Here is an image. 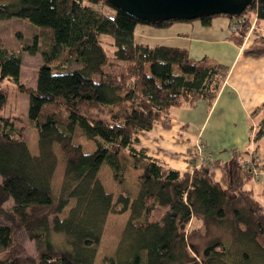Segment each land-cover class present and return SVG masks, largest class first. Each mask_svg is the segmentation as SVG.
Returning a JSON list of instances; mask_svg holds the SVG:
<instances>
[{
    "label": "trees",
    "instance_id": "trees-1",
    "mask_svg": "<svg viewBox=\"0 0 264 264\" xmlns=\"http://www.w3.org/2000/svg\"><path fill=\"white\" fill-rule=\"evenodd\" d=\"M245 15H221L238 25L228 37L237 46L255 19L264 26V0H254ZM214 17L193 21L208 26ZM11 18L38 27L23 51L40 53L43 65L36 87H26L22 56L0 44V264H264V205L244 187L255 169L264 170L256 154L247 160L248 153L233 152L223 185L196 150L189 155L192 171L182 174L140 146V133L172 128L174 108L212 106L228 77L229 67L193 60L187 49L136 41L141 25L192 21L147 24L105 0L0 5V21ZM63 57L80 67L55 73ZM5 81L29 96L38 155L14 117L4 115ZM78 129L81 144L74 143ZM263 137L261 126L257 139ZM104 169L119 188L116 199L102 182ZM157 206L167 209L159 221L152 219ZM126 212L116 254L97 261L108 217ZM21 233L35 243V256Z\"/></svg>",
    "mask_w": 264,
    "mask_h": 264
},
{
    "label": "crops",
    "instance_id": "crops-1",
    "mask_svg": "<svg viewBox=\"0 0 264 264\" xmlns=\"http://www.w3.org/2000/svg\"><path fill=\"white\" fill-rule=\"evenodd\" d=\"M115 14L113 10L109 17ZM214 20L215 17L208 26L192 21L140 32L142 37L155 38L156 45L187 49L193 60L208 59L229 67L228 77L212 106L199 102L194 108H174L171 129L155 125L151 131L139 135L141 147L182 174L192 171L189 155L199 145L205 146L211 164L224 167L233 152L248 153L251 158L264 143L263 138L257 139L264 126V26L255 24L243 45L237 46L228 38L231 20L218 29L214 28ZM177 24L180 27L176 29ZM159 30L164 34L160 35ZM201 163L197 161L198 166ZM211 164L210 174L214 168ZM224 182L223 177L221 184L225 185Z\"/></svg>",
    "mask_w": 264,
    "mask_h": 264
},
{
    "label": "rangeland",
    "instance_id": "rangeland-1",
    "mask_svg": "<svg viewBox=\"0 0 264 264\" xmlns=\"http://www.w3.org/2000/svg\"><path fill=\"white\" fill-rule=\"evenodd\" d=\"M18 1L19 0H0V5L16 4ZM112 11L113 9H109V8L104 9V12L107 16H109L110 13L112 14ZM229 20H230L229 18L216 16L214 20V28L216 29L221 28V26L223 24L228 23ZM179 27L180 24H177L175 28L177 29ZM158 29L160 28L147 26V25L138 27L137 29L138 35L136 41L139 43H145V44L148 43L153 46L156 45L158 42L154 41L155 38L142 37L140 36V32H142L143 30H146L147 32H152ZM38 30H39L38 27H36L26 19L11 18L9 20L0 21V44L3 48L8 49L10 51L18 52L22 56L21 83L24 84L26 87H33V88L36 87L37 73L39 67L43 65V59L40 53L37 54L36 56H31L28 54V52L23 51L26 46L32 44L34 36L38 33ZM159 32L160 35L164 34L162 30H159ZM59 66H63V67H61L62 69L60 68L58 69V71H55V73H65L68 71H73L80 67V65L76 61H69L67 57L62 58V61H60ZM104 69L106 71H110L111 69H114V67L110 68V66H106ZM93 78L96 81L98 80L97 76H94ZM3 85L9 87L8 105L6 110L4 111V115L9 117L12 115L14 117L13 119L16 126L19 129H23L24 131V137L28 143L30 152L32 153V155H38L39 154L38 134L34 125L32 124V122L28 117L29 96L23 93H19L15 89V87L8 81H5ZM155 137L156 139H158L157 136ZM262 140L264 142V137ZM83 141H84L83 133L80 129H78L75 135L74 143L81 144L83 143ZM255 154L258 156V160L260 161V164H264V143L259 145V147L257 148V153ZM247 157L250 158V156L246 155V158ZM204 158H206L207 161L211 164L212 162L210 161L211 158H209L206 153L203 154V159ZM211 166L214 167L211 171V174L213 175L212 177L223 183V177L225 178L224 167L220 164L215 165L214 163H212ZM102 172L103 173H101L100 177L102 179L105 188L107 189L108 192L113 193L116 199L117 195L119 194V188L113 183L109 171L104 169V171ZM254 172H255V176L248 179L244 187L248 190H252L254 193V197L262 205H264V196L262 195L264 193V170L255 169ZM131 177L132 176H129L128 178V182H129L128 185L133 187L132 185L133 180ZM12 204L13 202L10 201L5 205V207L7 208L11 207ZM166 211H167L166 208L157 206L153 212L152 219L156 221L161 220V218L163 217ZM128 220H129L128 212L123 214H110L105 225L101 245L98 249L97 261H99L105 255L116 254L120 246V243L122 241L123 233ZM0 222H2L1 219ZM20 241L25 246L28 254L35 256L36 254L35 243L29 240L26 237L25 233L20 234Z\"/></svg>",
    "mask_w": 264,
    "mask_h": 264
},
{
    "label": "water",
    "instance_id": "water-1",
    "mask_svg": "<svg viewBox=\"0 0 264 264\" xmlns=\"http://www.w3.org/2000/svg\"><path fill=\"white\" fill-rule=\"evenodd\" d=\"M114 9L139 21L155 24L167 21H193L205 17L240 18L254 0H105Z\"/></svg>",
    "mask_w": 264,
    "mask_h": 264
},
{
    "label": "built area",
    "instance_id": "built-area-1",
    "mask_svg": "<svg viewBox=\"0 0 264 264\" xmlns=\"http://www.w3.org/2000/svg\"><path fill=\"white\" fill-rule=\"evenodd\" d=\"M245 14H243L240 18H242ZM245 18H247V15L244 16ZM255 24H256V19L254 20L253 24H252V27H251V30H254L255 28ZM238 29V25L235 23V24H232L229 28V34L231 35L233 32H235L236 30ZM197 154L200 156V157H203V154L206 153L205 151V146L204 145H199L198 148H197Z\"/></svg>",
    "mask_w": 264,
    "mask_h": 264
}]
</instances>
